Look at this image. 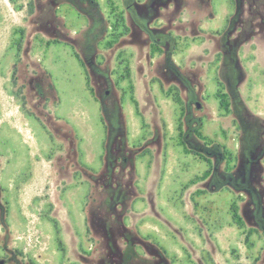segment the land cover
<instances>
[{
  "label": "rangeland",
  "instance_id": "obj_1",
  "mask_svg": "<svg viewBox=\"0 0 264 264\" xmlns=\"http://www.w3.org/2000/svg\"><path fill=\"white\" fill-rule=\"evenodd\" d=\"M151 1L0 0L1 264H264V0Z\"/></svg>",
  "mask_w": 264,
  "mask_h": 264
},
{
  "label": "crops",
  "instance_id": "obj_2",
  "mask_svg": "<svg viewBox=\"0 0 264 264\" xmlns=\"http://www.w3.org/2000/svg\"><path fill=\"white\" fill-rule=\"evenodd\" d=\"M171 148H173V146H168V150L164 156L163 166L165 172H163V174H161L160 170L154 168V166H152L150 175L147 174L148 172L146 171L143 158L136 164L137 186L138 189L141 190V196L143 198L142 201H137L136 203L137 206L147 205V208L144 210L150 209L151 211H157L158 208H156V205L162 204L168 206L169 204L166 198L170 194L169 189L164 186L165 182H170L171 180L170 176L167 174V167L169 166L172 170L173 165L170 162L171 159H174L176 155H180L178 149H175L176 152H174ZM171 183H173L172 180ZM152 205L155 206L154 209L151 207Z\"/></svg>",
  "mask_w": 264,
  "mask_h": 264
},
{
  "label": "flooded vegetation",
  "instance_id": "obj_3",
  "mask_svg": "<svg viewBox=\"0 0 264 264\" xmlns=\"http://www.w3.org/2000/svg\"><path fill=\"white\" fill-rule=\"evenodd\" d=\"M170 0H152L151 3L147 7L135 6L136 11L138 14L142 11V16L144 18L147 17V12L151 11V15L148 16L149 19H155L159 16L160 9H165L168 5ZM256 206V203H255ZM255 223H258L257 218H254Z\"/></svg>",
  "mask_w": 264,
  "mask_h": 264
},
{
  "label": "trees",
  "instance_id": "obj_4",
  "mask_svg": "<svg viewBox=\"0 0 264 264\" xmlns=\"http://www.w3.org/2000/svg\"><path fill=\"white\" fill-rule=\"evenodd\" d=\"M208 172L209 171H206L205 173H204V175L203 176H206L207 174H208ZM235 216V214L233 213V217Z\"/></svg>",
  "mask_w": 264,
  "mask_h": 264
},
{
  "label": "water",
  "instance_id": "obj_5",
  "mask_svg": "<svg viewBox=\"0 0 264 264\" xmlns=\"http://www.w3.org/2000/svg\"><path fill=\"white\" fill-rule=\"evenodd\" d=\"M1 264V263H0Z\"/></svg>",
  "mask_w": 264,
  "mask_h": 264
}]
</instances>
